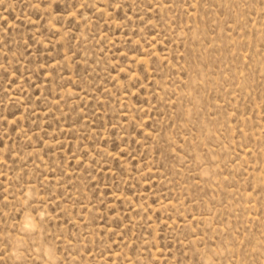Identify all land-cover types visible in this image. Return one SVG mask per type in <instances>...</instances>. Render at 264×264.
<instances>
[{
	"label": "rangeland",
	"instance_id": "1",
	"mask_svg": "<svg viewBox=\"0 0 264 264\" xmlns=\"http://www.w3.org/2000/svg\"><path fill=\"white\" fill-rule=\"evenodd\" d=\"M0 264H264V0H0Z\"/></svg>",
	"mask_w": 264,
	"mask_h": 264
}]
</instances>
